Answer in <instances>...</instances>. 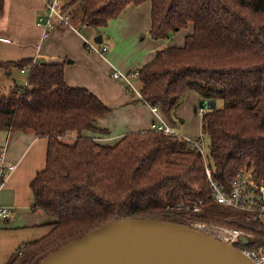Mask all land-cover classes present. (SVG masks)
I'll list each match as a JSON object with an SVG mask.
<instances>
[{
	"label": "trees",
	"instance_id": "obj_1",
	"mask_svg": "<svg viewBox=\"0 0 264 264\" xmlns=\"http://www.w3.org/2000/svg\"><path fill=\"white\" fill-rule=\"evenodd\" d=\"M150 2L151 35L172 38L193 24L183 46L158 49L140 68L144 96L170 121L188 89L223 106L204 109L202 130L210 136L213 178L229 190L241 171L264 179V0H68L82 22L97 29L130 4ZM5 0H0V16ZM0 60V69L29 68L27 83L0 97V128L46 136V164L32 179L33 209L52 218L50 231L23 243L6 264H39L53 252L110 221L151 217L187 223L165 206L183 197L203 199L206 221L244 228L249 246L264 243L260 226L231 219L233 210L215 200L202 155L172 134L148 129L113 144L84 131L110 108L92 91L66 83L60 63ZM217 102V101H216ZM77 131L74 142L65 140ZM236 210V209H235ZM254 219V218H250Z\"/></svg>",
	"mask_w": 264,
	"mask_h": 264
},
{
	"label": "crops",
	"instance_id": "obj_2",
	"mask_svg": "<svg viewBox=\"0 0 264 264\" xmlns=\"http://www.w3.org/2000/svg\"><path fill=\"white\" fill-rule=\"evenodd\" d=\"M45 1L5 0L4 14L0 16V36L9 37L11 41L0 40V60L33 58L42 63L64 64L66 83L89 89L110 108L97 119V125L107 128L108 132L84 131L103 143L113 144L129 132L150 129L154 119L150 105L126 92L122 81L113 76L116 67L127 72L142 68L165 43L164 39L151 35L150 2L130 4L108 25L96 28L95 36L100 33L103 38L98 43L109 46L105 53H98L88 49L84 39L94 36V32L84 33L91 26H84L80 32L59 26L48 37H43L37 20L46 14ZM178 33L174 38L179 41L182 37L179 39ZM4 70L0 69V74ZM174 115L184 120L183 130L189 134L187 136L199 138L203 132L202 117L197 122L181 106L176 108ZM47 143L46 136L34 131L0 130V149L5 147V161L16 164L6 176L0 194V203L14 209L10 218L0 219V264H6L18 253L14 254L18 244L38 239L50 231L52 218L44 209H33L35 201L30 187L32 179L46 164ZM10 248L11 251L6 252L5 249Z\"/></svg>",
	"mask_w": 264,
	"mask_h": 264
},
{
	"label": "water",
	"instance_id": "obj_3",
	"mask_svg": "<svg viewBox=\"0 0 264 264\" xmlns=\"http://www.w3.org/2000/svg\"><path fill=\"white\" fill-rule=\"evenodd\" d=\"M102 42V34L95 36ZM217 106L214 99L201 102ZM248 237H244V242ZM39 264H258L235 245L188 223L123 218L90 231Z\"/></svg>",
	"mask_w": 264,
	"mask_h": 264
},
{
	"label": "built area",
	"instance_id": "obj_4",
	"mask_svg": "<svg viewBox=\"0 0 264 264\" xmlns=\"http://www.w3.org/2000/svg\"><path fill=\"white\" fill-rule=\"evenodd\" d=\"M66 0H46V14L41 15L37 24L42 28L43 37H48L50 33L59 26L71 28L80 32L85 23H77L74 15L69 8L65 6ZM88 49L105 53L108 50V44L98 43L95 40L84 38ZM0 40L10 42L9 37L0 36ZM32 63H38L33 59ZM30 67H24L23 72H29ZM140 69L133 71H123L119 68H114L113 76L122 81L126 92L133 94L140 100L150 105L154 119L151 123L150 129L160 131L165 134H172L197 150L203 157L206 173L210 181L215 200L223 205L234 207L243 212L247 218L261 219L264 217V179L256 181L252 175L247 171H241L238 176L233 180L232 186L227 190L220 181L213 178L211 167L209 166L206 147L202 137L194 138L179 132L170 121L163 115L160 107L157 104H152L144 96L141 87H138L136 80L139 79ZM203 108H200L199 113L202 114ZM5 150V149H4ZM0 149V194L6 184V176L16 168L15 163H7L5 161L4 152ZM165 208L167 210H176L178 213H193L201 214L205 210V202L203 199L183 197L177 202L167 203ZM14 209L12 206L0 203V219L5 220L12 216ZM191 218V217H190ZM188 222V221H187ZM188 224L205 230L210 234L220 238L221 240L235 245L243 253L251 257L258 264H264V243L257 247L249 246V236L244 228L237 226H229L225 224L208 223L206 221L191 218ZM244 237H248V242L245 244Z\"/></svg>",
	"mask_w": 264,
	"mask_h": 264
},
{
	"label": "rangeland",
	"instance_id": "obj_5",
	"mask_svg": "<svg viewBox=\"0 0 264 264\" xmlns=\"http://www.w3.org/2000/svg\"><path fill=\"white\" fill-rule=\"evenodd\" d=\"M67 2H68V0H66V3ZM69 9L72 11V13L74 15V18H75V21L77 23H82V21H81L82 20V15H81L80 11L78 10L79 9L78 8V5L75 4V5L71 6V7H69ZM95 29L96 28L91 27V29H89L87 31H84V33L87 34V32L90 31L88 33H89V35H91L94 32V36H91V38L94 39L95 34H96ZM177 33L179 34L178 35V38L179 39L182 37V39H180L179 41H178V39H175L174 38ZM191 33H193V24H190L188 27H185V28L177 31L172 36V38L171 37L170 38H165L164 39L165 40L164 45L159 46V47L161 49V48H165L167 46H172V45H179V46H181V45H183V43H185L186 36L189 35V34H191ZM28 75H29V72H27V73H21L15 67H12V69H10V70H4L3 72H1V74H0V97H2L4 95L8 96V95H10L12 93V91L15 90V88L17 86H21L23 84H26L27 83L26 80H28L27 79ZM136 81H137V83H136L137 86L138 87H141L140 86L141 85L140 81L139 80H136ZM198 93L199 92L196 89H193V88L188 89L186 95L183 97V99H182V101H181V103L179 105L183 109L186 108L187 112L191 113V117L194 116L196 118L195 120L197 122H198L199 118L202 117V114H203V112H202V114H199V110H200V108H203L202 105H201L202 104L201 102H202V100H204V98L201 96V94H198ZM199 96L202 98L201 100H200V97ZM214 100L217 101L218 107H222L223 106V101L221 99H214ZM203 110H204V108H203ZM173 117H174L173 122L170 121L172 123V125L179 132H181V133H183L185 135H189V134H187V132H185L183 130L184 120L182 118H178L176 115H174ZM182 120H183V122H182ZM0 130H5V128H2V129L0 128ZM75 136L76 137L78 136V132L77 131H69L68 134L65 136V140L68 141V142H74L75 139H76ZM199 137H202L203 138V141H204V144H205V147H206V153H207L208 159L210 160V155H209V152H210V144H211L210 136L206 132H202V134ZM5 141H6V138L4 140V144H5ZM0 147H2V146H0ZM4 149H5V147H3L1 150L3 151ZM168 203H170V202H168ZM225 207H226V211L233 210V214L234 215H231V219L241 220V222H242L243 219H241L239 217L240 215H238V213H240L241 211L238 212L239 210H237L234 207H230V206H226V205H225ZM167 211L169 213H171L170 214L171 216L182 218V220H184L186 222L187 221L189 222V220H191V218H195V217H191L190 216V213H186V212L178 213L176 210H167ZM195 219L201 220V221H206V220L201 219V218H198V217H196ZM262 220H264V218ZM206 222H208V223H215V222H211V221H206ZM242 223L248 224V225L251 224L253 226H260L255 219H250V218H245ZM215 224H222V223H215ZM50 229L51 228H49V230ZM49 230H47V231H49ZM21 246H22L21 244H18V247L16 246V248L14 250L15 251L14 254L17 253V252H19ZM0 248L2 249V247H1V241H0ZM11 249L12 248L5 249V250H6V252H9V251H11ZM12 253H13V251L11 252V255H14Z\"/></svg>",
	"mask_w": 264,
	"mask_h": 264
}]
</instances>
